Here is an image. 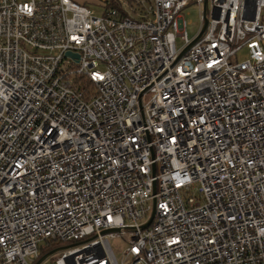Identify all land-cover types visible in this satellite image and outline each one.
Wrapping results in <instances>:
<instances>
[{
	"label": "built area",
	"instance_id": "2783aa9c",
	"mask_svg": "<svg viewBox=\"0 0 264 264\" xmlns=\"http://www.w3.org/2000/svg\"><path fill=\"white\" fill-rule=\"evenodd\" d=\"M134 1L0 0V264H264V0Z\"/></svg>",
	"mask_w": 264,
	"mask_h": 264
},
{
	"label": "rangeland",
	"instance_id": "374dc122",
	"mask_svg": "<svg viewBox=\"0 0 264 264\" xmlns=\"http://www.w3.org/2000/svg\"><path fill=\"white\" fill-rule=\"evenodd\" d=\"M73 2L83 5L89 10L93 11L95 16L101 17L111 9V5L115 6L113 2H120L124 11L130 13L129 0H72ZM141 2L147 9L151 6V0H136ZM204 13V4L198 3L197 0H192L190 4L182 11V17L186 23V31L190 40L194 39L202 27V16ZM184 42L178 37L176 39L177 49L184 46ZM247 50H242L238 54V59L243 61L247 58ZM199 186L196 185L195 189ZM197 194V191L192 192L191 195ZM110 245L118 259L122 258L124 250L127 248V243L121 237H116L110 240ZM54 248V247H53ZM50 251H47L49 253ZM45 254V255H46ZM57 254V253H56ZM56 256V255H55ZM55 257H49L43 264H49Z\"/></svg>",
	"mask_w": 264,
	"mask_h": 264
},
{
	"label": "water",
	"instance_id": "95a60500",
	"mask_svg": "<svg viewBox=\"0 0 264 264\" xmlns=\"http://www.w3.org/2000/svg\"><path fill=\"white\" fill-rule=\"evenodd\" d=\"M207 7H208V0H204V10H205V12H207ZM206 27H207V20L205 21V26H204L203 31L206 30ZM196 41H197V39H196ZM196 41H195V42H196ZM68 55H70V54H68ZM150 223H151V222H150ZM150 223H149V224H150ZM149 224L146 225L144 228H147V227L149 226ZM111 232H115V231H106V232H104L102 235H106V234L111 233ZM55 252H56V251H53V252L49 253L48 255L44 256L41 260H45L48 256H50L51 254H53V253H55Z\"/></svg>",
	"mask_w": 264,
	"mask_h": 264
},
{
	"label": "trees",
	"instance_id": "16d2710c",
	"mask_svg": "<svg viewBox=\"0 0 264 264\" xmlns=\"http://www.w3.org/2000/svg\"><path fill=\"white\" fill-rule=\"evenodd\" d=\"M113 4H115V6H112V5H111V6H110L111 8H115V9H117L120 13L127 15V14L125 13L124 9H123L122 4H121L120 2H113ZM129 5H130V6L135 5V1H134V0H129Z\"/></svg>",
	"mask_w": 264,
	"mask_h": 264
}]
</instances>
